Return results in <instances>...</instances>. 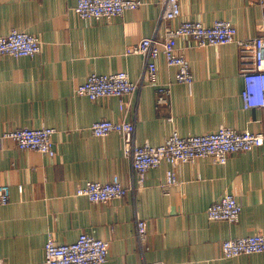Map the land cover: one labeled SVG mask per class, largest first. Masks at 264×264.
<instances>
[{
    "label": "crops",
    "instance_id": "crops-1",
    "mask_svg": "<svg viewBox=\"0 0 264 264\" xmlns=\"http://www.w3.org/2000/svg\"><path fill=\"white\" fill-rule=\"evenodd\" d=\"M141 1L122 15L81 19L75 0H0V35L15 28L42 42L33 57L0 56V185L10 187L9 202L0 204L4 264H37L47 238L67 243L80 233L107 240L112 264H264V252L221 256L224 239L264 232L263 148L232 153L224 164L211 157L162 162L147 172L142 189L133 190L121 135L96 137L90 131L98 119H125L134 123L138 143L154 145L172 132H264V109L242 103L237 42L199 47L192 39H176L193 73L191 83L177 82L176 68L160 54L155 85L146 81L134 94L95 100L75 93L92 72L126 71L133 80H147L144 58L130 49L182 19H225L236 27L237 38L264 37V9L259 0H179L180 16L162 20L161 0ZM159 87L168 93L166 103L157 105ZM40 126L55 129L53 157L19 149L2 136ZM168 170L177 181L166 194ZM112 175L127 189L122 198L94 203L75 194L85 181L104 182ZM227 192L242 207L239 220H209L206 208ZM136 215L147 224L142 242Z\"/></svg>",
    "mask_w": 264,
    "mask_h": 264
},
{
    "label": "built area",
    "instance_id": "built-area-1",
    "mask_svg": "<svg viewBox=\"0 0 264 264\" xmlns=\"http://www.w3.org/2000/svg\"><path fill=\"white\" fill-rule=\"evenodd\" d=\"M160 19L170 20L181 14L179 0H161ZM141 0H75L74 12L81 19H102L137 9ZM264 9V0H259ZM179 38L192 39L196 46H215L237 42L240 46V73L243 77L241 99L245 108L264 109V37L237 38L236 27L228 20L215 19L206 24L199 20L182 19L177 27L165 26L158 34L142 37L130 52L144 58V71L147 80H133L126 71L110 73H90L85 81L75 87L77 95L88 96L95 100L102 96L122 97L136 93L147 81L156 84V59L161 54L169 66L176 68L175 80L180 83H191L193 73L184 55L178 51L174 41ZM41 40L37 35L11 29L5 35H0V56L33 57L41 49ZM162 93L158 95L157 105L166 103L164 95L168 89L159 87ZM91 133L96 137H104L111 132L121 135L124 153L129 157L134 173L132 189L140 190L144 186L147 172L159 166L162 162L177 165L200 157H211L216 163H226L232 153L250 151L261 147L264 149V132H250L231 127L203 134L180 136L172 132L160 144L147 141L138 143L135 139L134 123L129 120L98 119L90 125ZM55 129L50 126L18 127L4 131L3 137L15 142L19 149L34 150L53 157L55 154L52 136ZM173 170L166 173L164 193L168 186L176 183ZM127 192L117 175H112L108 181L87 180L80 185L75 194L86 197L94 203L106 202L122 198ZM10 199L8 184L0 185V204H6ZM242 207L234 194L227 192L212 202L206 208L205 214L209 220H224L236 223L239 220ZM147 233L146 220L136 215V236L144 241ZM109 242L87 233L67 243H58L47 238L44 243L43 259L37 264H112L108 261ZM264 252V232L224 239L221 242V256L235 257L252 253ZM0 264L4 261L0 259Z\"/></svg>",
    "mask_w": 264,
    "mask_h": 264
}]
</instances>
